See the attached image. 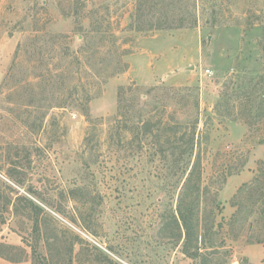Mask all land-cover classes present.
I'll return each instance as SVG.
<instances>
[{"label": "rangeland", "instance_id": "obj_1", "mask_svg": "<svg viewBox=\"0 0 264 264\" xmlns=\"http://www.w3.org/2000/svg\"><path fill=\"white\" fill-rule=\"evenodd\" d=\"M0 254L264 264V0H0Z\"/></svg>", "mask_w": 264, "mask_h": 264}, {"label": "trees", "instance_id": "obj_2", "mask_svg": "<svg viewBox=\"0 0 264 264\" xmlns=\"http://www.w3.org/2000/svg\"><path fill=\"white\" fill-rule=\"evenodd\" d=\"M196 169L193 166V168L191 169V171L189 172V179L194 175ZM179 215H180V220L182 221L183 226L180 225L178 219V225L180 226V229L182 230V228H184L185 231V241H184V252L191 258H197V256L200 255V247H196L195 250H192L190 248V243L192 240V235L195 231V226L193 225V223L191 222V220L188 219V215L185 214V212L182 211L181 205L178 209ZM197 227H198V223H197ZM3 256V254H0ZM5 257V256H4ZM9 259H13V258H9Z\"/></svg>", "mask_w": 264, "mask_h": 264}]
</instances>
